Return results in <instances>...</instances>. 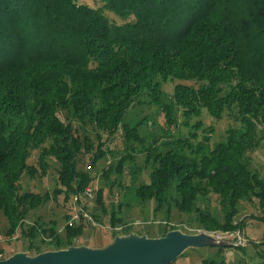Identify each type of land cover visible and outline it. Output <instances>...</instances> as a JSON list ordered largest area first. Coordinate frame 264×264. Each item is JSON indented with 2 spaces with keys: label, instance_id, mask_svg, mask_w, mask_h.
Here are the masks:
<instances>
[{
  "label": "trees",
  "instance_id": "obj_1",
  "mask_svg": "<svg viewBox=\"0 0 264 264\" xmlns=\"http://www.w3.org/2000/svg\"><path fill=\"white\" fill-rule=\"evenodd\" d=\"M102 2L91 7L79 0H0V212L8 219L6 233L13 235L29 210L52 197L62 193L71 201L84 192L95 180L92 169L108 152L105 141L95 145L71 121L63 122L58 108L110 137L123 130L126 153L102 171L110 188L128 189L124 164L138 142L152 170L148 182L132 189L140 199H154L156 210L173 190L172 205L181 212L196 210L204 230L243 231L240 203L254 196L263 215L252 216L264 221V176L251 169L250 155L264 140V0ZM175 79L197 86L178 83L168 96L163 84ZM143 95L164 114L163 136L170 138L165 142L157 144L155 137L146 143L142 122L125 121ZM180 109L187 121L206 109L217 120L230 115L239 127L228 128L225 140L213 147L208 135L197 142L192 132L174 137L169 129L177 125ZM191 126L203 124L198 120ZM34 150L37 167L28 163ZM84 154L90 161L85 170L79 166ZM49 158L60 164L53 196L21 192L22 176L39 170L46 175ZM209 194L216 196L223 220L207 207H196L199 196ZM94 199L96 209L109 215L111 228L124 224L122 234L133 231L114 206L107 211L103 188L95 190ZM92 215L102 221L99 213ZM83 229L66 224L62 238L55 221L47 228L35 222L28 234L32 241L49 233L54 244L48 250H55L77 245ZM253 245L264 264V249ZM31 247L33 254L46 251Z\"/></svg>",
  "mask_w": 264,
  "mask_h": 264
},
{
  "label": "rangeland",
  "instance_id": "obj_2",
  "mask_svg": "<svg viewBox=\"0 0 264 264\" xmlns=\"http://www.w3.org/2000/svg\"><path fill=\"white\" fill-rule=\"evenodd\" d=\"M79 3L91 7H98L103 4L102 0H79ZM106 15L111 21L117 23H121L122 21L112 12L106 11ZM178 83L197 86L194 81L175 79L174 81H168L163 84L165 94L168 96L171 95L175 85ZM182 112L181 109L177 111V125L169 129L171 134H173L174 137H180L188 135L189 132H192V134L195 133L198 139H193L194 142L202 140L205 135H208L211 147L217 142L225 140L228 128L239 127V123L228 114H225L223 118L217 120L210 115L206 109H203L199 117L194 116L187 121L184 119ZM57 113L63 122L67 123L71 121L81 136L87 134L95 145L98 144L99 139L105 141V147L108 149V152L104 158L98 161L97 167L92 169L96 174L95 180L92 184L87 185L85 189L92 188L94 191H97L99 188H103L107 211L110 212L111 207L114 206L117 215L121 217L124 223L130 226L134 232L147 234L148 236H160L166 229L175 227V229H181L187 233L204 231L217 236H224L226 241L234 242L235 246H244L243 249L235 248V246H225L221 249H219L218 246L191 247L171 264H215L209 263L212 260L216 261L217 264H221L222 259L226 264L260 263L257 249L254 247L253 243L260 244V249H264V221L258 220L252 216V214L257 216L263 215L258 200L254 196L250 198L245 197L240 203V218L244 219L246 223L243 231L204 230L203 225L198 220V213L196 210L181 212L172 205L173 202H171V198L172 196L176 197L173 190L168 195L167 201L163 207L160 210H156L157 203L154 199L148 201L140 199L132 189V187L148 182L149 173L152 170V164L146 161L145 153L139 151L140 143L134 142L133 147L137 151H134L132 159L128 158L124 164L125 174L122 180L125 185H127L128 189H120L117 186L110 188V182L102 177V171L110 164H117L120 157L126 153L128 144L124 138L123 130H120V134L115 137H110L104 132L94 130L88 123L81 124V122L71 117L68 111L63 108H58ZM165 120L161 108L152 102L148 95H143L142 102L134 104L127 112L125 118V121L131 124L139 121L142 122L139 131L145 142L153 143L156 137L157 144L170 139L169 137L163 136L165 128L168 129ZM198 120L202 122L203 126L198 129L192 127L191 125L195 124ZM184 122H188L189 126L184 124ZM210 126L214 129L212 132L208 129ZM97 135H100V137H97ZM37 155L38 151H32L28 159L30 165L38 166ZM250 155L251 169L258 172L261 176H264V140L258 149L250 152ZM88 156L89 155L84 154L79 159V166L83 170L89 169L88 166L90 161ZM48 163L49 167L46 175H40L39 170L35 175L25 173L22 176L20 181L21 192L34 191L41 194L49 192L51 196H53L52 191L57 185L60 164L50 158L48 159ZM117 192L119 193L118 196L116 195ZM73 195L71 196V201H69L65 200L64 194L61 193L56 198L52 197L39 207L29 210L23 223L13 235L6 233L8 219L0 212V258H6L17 251H26L29 254H33L31 246H38L42 250H48L53 247L54 243L51 242L52 237L49 233H39L37 237L33 238V242L31 241L28 234V227L35 222H39L47 228L50 222L55 221L56 231L62 238L65 237L66 224L82 226L84 228L83 233L75 239L77 245L87 244L90 246H103L113 239L114 233H117V235L123 233L124 224H117L114 228H111L109 215L103 214L100 210L96 209L97 202L94 198L88 202V211H90L91 214L99 213L101 215L102 221H99L101 226H99V228H92L91 225L85 226L79 219H73ZM169 207L170 209L168 210ZM196 207H207L212 211L213 215L223 220V212L214 194H209L205 197L199 196ZM238 238L243 239V243L237 244Z\"/></svg>",
  "mask_w": 264,
  "mask_h": 264
},
{
  "label": "water",
  "instance_id": "obj_3",
  "mask_svg": "<svg viewBox=\"0 0 264 264\" xmlns=\"http://www.w3.org/2000/svg\"><path fill=\"white\" fill-rule=\"evenodd\" d=\"M233 245L204 231L187 233L176 228L160 236L131 231L103 246L79 244L37 254L17 251L0 258V264H171L191 247Z\"/></svg>",
  "mask_w": 264,
  "mask_h": 264
},
{
  "label": "built area",
  "instance_id": "obj_4",
  "mask_svg": "<svg viewBox=\"0 0 264 264\" xmlns=\"http://www.w3.org/2000/svg\"><path fill=\"white\" fill-rule=\"evenodd\" d=\"M90 167V166H88ZM95 196V191L92 188H87L82 193L73 195L72 202L74 203V218L81 220L85 226L91 225L92 228H99L100 223L97 222L93 215L88 211V202ZM98 225V226H97ZM214 235V234H212ZM216 238L224 239V236L214 235ZM243 243V239L238 238V244Z\"/></svg>",
  "mask_w": 264,
  "mask_h": 264
}]
</instances>
